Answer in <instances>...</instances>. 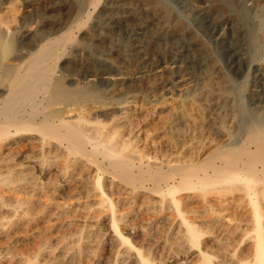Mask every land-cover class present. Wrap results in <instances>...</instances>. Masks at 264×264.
<instances>
[{
	"label": "rangeland",
	"instance_id": "obj_1",
	"mask_svg": "<svg viewBox=\"0 0 264 264\" xmlns=\"http://www.w3.org/2000/svg\"><path fill=\"white\" fill-rule=\"evenodd\" d=\"M24 1L26 0H11V2L1 0L0 15L11 14L10 9L12 11L15 8L19 10L23 8L17 18L20 19L21 13L24 12L26 16H29L27 19H34L26 22L27 34L29 32L33 34L39 29L46 31L57 26V23L71 24L75 17L73 6H71L72 0H63L64 2L62 0H32L37 9L33 12L29 10V13L26 9L24 10ZM116 1L119 0H101L95 12L92 9V19L84 29L87 34H91L93 30L102 31L104 37H107V42L104 45L91 40L83 42L84 47L77 55H72L77 60L66 66L67 71L75 69L76 65L77 73L79 69L81 71L89 65L98 67L106 65L111 73L115 74V66L107 60L110 45L126 51H132L135 46L145 48L143 50L151 55L152 62L148 72L123 63L127 72L126 84L123 87L119 85L120 88L117 87V90H114L112 86L98 89L97 92H100L103 99L98 104L89 102L91 114H101L100 119L108 122L110 130L111 127L119 125L117 128L121 137L131 141L134 146L137 145L139 150H143L141 153L146 155V159L154 157L152 162L173 161L182 156L206 158L218 148L222 136V132L220 134L218 129L211 128L214 116L206 108L209 87L215 88L218 92L221 82L226 77L241 99L244 93L241 91L244 88L247 89L246 95L252 89L257 94L263 92L264 72L260 63L253 62L252 43L254 45L256 40L254 35L259 27L257 24L259 11L256 9L264 6V0H157L172 9L173 19H176L173 21L179 24V29L170 34L158 30L157 21L154 20L152 13H148V17L152 16L150 18H153L152 20L148 17L149 20L146 17L143 18L145 19L143 21L148 20L149 25L137 22L108 24L110 21L107 20L104 10L107 4ZM137 1L123 0V4L140 13L142 2ZM90 2L91 0H77V9L88 10ZM100 16L106 18L108 22L105 24L101 22ZM17 21V24L15 22L12 27L20 26V20ZM231 48L237 53V61L233 65L229 57L228 61L225 56L229 54ZM116 60L122 63L120 58ZM81 87L80 85L78 89ZM256 105L251 103L248 106L252 109ZM227 134L228 132L223 135ZM35 141L21 138L0 141V147H3V151L0 150V181H4L0 182V221L2 222H0V255H2L0 264H141L135 257L134 251L119 242L120 240L114 235L111 214L103 206L101 192L99 193L95 188L98 174H101L94 168L87 170L84 162L82 165L79 162L71 163V159L67 156L58 157V159L48 154L42 156L40 144ZM21 151L26 152L18 156L17 154ZM22 164L27 167L22 168ZM67 164L70 166L67 170L70 169L72 172H70L71 176L65 179L60 169ZM15 165L16 168H14ZM7 166L14 168L15 172L12 176L8 173ZM3 171H6V174ZM4 177L5 180H3ZM101 180L107 195L115 199L120 229L134 246L143 254L145 253L146 257L148 256L152 264L153 262L154 264H201L198 249L191 248L182 238L184 227L169 198L161 201L159 194L132 192L130 188L123 186L124 181H115L108 174H102ZM241 197L243 195L239 191L221 189L183 191L178 194L185 217L189 221L196 222L203 231L210 232L202 237V250L216 264L221 262L230 264L229 258L237 248L236 253L240 257L244 256L243 253L250 252L249 242L240 244L244 239V233L252 228L250 206L242 201ZM14 208L19 209L20 215H11L10 210ZM218 217L223 218L225 223L222 222V226L213 228L209 221L211 218ZM78 238L80 241L77 240Z\"/></svg>",
	"mask_w": 264,
	"mask_h": 264
},
{
	"label": "bare ground",
	"instance_id": "obj_2",
	"mask_svg": "<svg viewBox=\"0 0 264 264\" xmlns=\"http://www.w3.org/2000/svg\"><path fill=\"white\" fill-rule=\"evenodd\" d=\"M72 1L73 2L71 6H73V15H75V17L73 21H71V24L65 23L61 25V23H57V26H54L51 29L46 31L39 29L33 34H29L31 32L28 34L25 32L27 20L32 19H27L29 16H26V13L24 12L21 13L20 19L17 18V16L20 15V10L23 9L22 7L20 10L16 8L13 9V13L10 9L11 14H7L8 16L5 15L6 13L0 15V141L10 140L13 138H21L28 141L36 140L35 142L40 144V152L42 156L48 154L54 156L56 159H58V157L67 156L71 159L72 162L68 160L71 163L77 164V162H79L82 165L84 162V167L87 168V170L94 168L101 175L108 174L111 175L115 181H124L125 185L123 186L130 188L132 192L142 191V193L147 192V194H159L162 198L161 201H165L169 198L172 207L180 217L178 219L181 221H179L184 227L182 238L191 248H195V250L198 249L197 252L200 254L202 261L200 262L201 264H216L213 262L211 257H209L208 254L202 250V237L206 234H210V232L203 231V229H201L196 222L189 221L185 217V214L181 208V201L178 199V194L183 191L195 192L196 190L206 191L221 189L226 191H239L243 195L241 200L247 203L251 209L252 228L248 232L246 231L244 233V239H242L240 243L245 244L249 242L248 244L250 245V252L248 251L246 254L243 253L244 256L240 257L236 253L238 249L237 248L235 253L229 258L230 264H264V89L260 94H257L253 89L250 91L248 90L249 92L246 95L247 89L242 88L243 91L241 92L244 93L241 99V97L236 93L237 90L235 92L232 88L230 80L224 77L223 81L221 82V88L218 92H216L215 88L209 87V95H207L208 107H206L207 105L205 106L208 112L214 116V118L211 116V118L214 119L213 122L211 121L212 124L208 122L207 123L211 124L212 129H218L220 134L222 132L218 148L215 146L217 149L204 159H202V157L196 156H182L177 157L173 161H161V163L152 162L151 160L154 157L151 159L147 157L146 159V155L141 153L143 150H139L136 147L137 145L134 146L131 141L124 140L121 137V133L117 128L119 125L115 124L117 127L113 126L114 128L111 127V130L108 129V122L100 119L101 114L92 115L89 109L91 106H88L89 102L98 104L100 103V100L103 99L100 92H97L98 89L112 86L114 90H117L119 85L123 87L124 84H126L127 72L123 67V63L131 65L132 68L134 67L135 69L145 72L148 70L152 62L151 55L146 53L143 50L145 48L142 49L140 46H135L133 50L131 49L132 51H126L110 45V51L108 53L109 55L107 60L111 61V65L115 66V74H112L106 65H102L103 67L89 65L81 71L79 69L78 73L76 65L75 69L67 71L66 66L71 65L74 60H77L74 59L72 55H77L80 49L84 47L85 44H83V42L89 40L94 42L97 41L96 43L99 45H104L107 42V37H104V33L100 30H93L91 34L84 32V29H86L90 19H92V11L94 10L95 12V10L100 6L101 0H91L89 5L90 7H88L89 9L84 11L82 8L81 10L77 9V0ZM138 1L142 2V11L140 10V13H138L139 11L136 12L134 9L125 6V4H123V0L107 4L104 13H106L107 20L110 21L108 24H112V22H116L117 24L137 22L139 24L146 25L148 23L147 21L152 17L151 14V17H148V13H152L155 18L154 20L157 21L156 25L159 31L170 34V32L172 33L173 31L179 29V24L174 22L176 19H173L172 9L165 3L162 4V2H159L160 0ZM74 3H76V5ZM259 5L262 6V4ZM24 7V10L26 9L27 13L30 12L29 10L33 12L37 9L35 7L34 1L32 0L24 1ZM78 10L79 12L77 16ZM257 10L259 11V23H257L259 24V27L256 29L254 35L256 40L254 45L252 43L253 54H251L253 62L260 63L264 72V6L256 9V11ZM101 17L102 16L99 17L101 22L104 24L108 22L106 21V18L104 19L102 17L101 19ZM144 17H148L149 19L147 18V21H143L145 20L143 19ZM17 20H20V26L17 28L15 26L12 27L15 22V24H17ZM149 24L150 23H148V25ZM236 24L239 25L237 22ZM42 27L41 29H43ZM251 37L253 38V36ZM225 56L227 59L229 57L232 65L236 63L237 53L235 49H229V54H226ZM250 56L251 55H249V57ZM116 58H120L122 63L116 62ZM153 66L156 67V65ZM164 67L165 66H163V68ZM244 84L247 83L244 82ZM80 85L82 87L78 89ZM126 93L125 95H127ZM250 102L255 105L257 104L256 107L252 109L249 108L248 105L251 104ZM122 103H124V101H122ZM106 107L105 109L108 108ZM112 108L116 109V107ZM129 110L131 109L129 108ZM91 111L93 110L91 109ZM116 113L118 114L119 111ZM129 125H131L130 122ZM215 131L217 132V130ZM223 131L225 133L228 132V134L223 135L225 134ZM131 140H133V138ZM2 149L3 147H0V150ZM25 152L21 151L17 155L21 156ZM156 159L157 158H155V161H157ZM69 162L68 164H70ZM68 164L60 169V172L63 174L62 176L65 179L69 178L71 176L70 172H72L70 169L67 170V167H70ZM21 166L22 168L27 167L23 164ZM14 168H16V165ZM14 168H7L8 173L11 176L14 174L13 172H15ZM78 170H80V168ZM3 172L6 174V171ZM101 175L98 174V179H96L95 182V188L97 191H99V193L101 192L100 195H102L101 201L104 204L103 206L111 214V225L113 229L111 226L110 228L114 231V235L120 240L119 242H121L123 245L129 246L130 250L134 251L136 255L135 257L140 261L141 264H152V261L147 258L148 256L146 257L144 255L145 253L143 254L139 248L134 246L132 241L126 237L123 231L120 229L118 223L119 217H117L116 204L114 202L115 199H111V197H109L105 192ZM3 180H5V177ZM50 188L52 189V187ZM17 208L10 210L12 213L10 214L12 216L20 215L18 211L19 209ZM222 219L223 218L221 217H218L217 219L211 218L209 223L213 228H215L218 227V225H221L222 222L225 223ZM232 229L233 228H231V230ZM77 240H79V238ZM179 253L181 252L179 251ZM222 263L223 262H221V264Z\"/></svg>",
	"mask_w": 264,
	"mask_h": 264
}]
</instances>
